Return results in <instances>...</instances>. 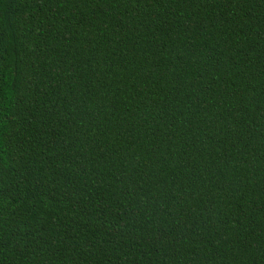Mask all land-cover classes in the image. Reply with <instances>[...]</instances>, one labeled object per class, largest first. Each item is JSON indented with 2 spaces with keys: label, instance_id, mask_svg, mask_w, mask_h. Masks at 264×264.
<instances>
[{
  "label": "trees",
  "instance_id": "1",
  "mask_svg": "<svg viewBox=\"0 0 264 264\" xmlns=\"http://www.w3.org/2000/svg\"><path fill=\"white\" fill-rule=\"evenodd\" d=\"M0 264H264V0H0Z\"/></svg>",
  "mask_w": 264,
  "mask_h": 264
}]
</instances>
